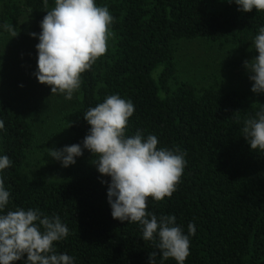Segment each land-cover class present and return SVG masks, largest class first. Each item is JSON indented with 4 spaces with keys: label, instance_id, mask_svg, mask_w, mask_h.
<instances>
[{
    "label": "trees",
    "instance_id": "16d2710c",
    "mask_svg": "<svg viewBox=\"0 0 264 264\" xmlns=\"http://www.w3.org/2000/svg\"><path fill=\"white\" fill-rule=\"evenodd\" d=\"M95 2L114 17L113 43L81 74L80 101L62 116L72 133L70 145L87 134L90 125L83 115L89 107L112 94L131 100L135 110L126 136L137 130L144 137L153 134L158 148L184 154L176 190L162 201L149 197L147 211L157 217L174 214L186 234L194 223L185 264H264V152L251 150L243 135L245 120L264 108V96L253 101L243 89L179 80L174 58L178 41L194 39L246 55L264 25V11L240 12L227 0ZM54 3L0 0V30L10 37L13 31L17 36L39 33L40 21ZM36 68L37 61L33 73ZM0 120L5 124L0 155L12 161L0 174L10 191L8 209H38L42 218L58 215L69 235L55 247L73 257L74 264H148L152 252L160 264L156 242L143 241L138 223L111 216L107 184L101 183L110 178L98 173L88 150L76 158L88 163L87 169L69 168L65 178L56 179L43 163L29 166L36 142L30 118L0 98ZM47 148L42 160L51 163ZM163 264L176 261L169 258Z\"/></svg>",
    "mask_w": 264,
    "mask_h": 264
},
{
    "label": "clouds",
    "instance_id": "9594fccd",
    "mask_svg": "<svg viewBox=\"0 0 264 264\" xmlns=\"http://www.w3.org/2000/svg\"><path fill=\"white\" fill-rule=\"evenodd\" d=\"M235 3L240 12L264 11V0H227ZM47 4V0H45ZM114 17L107 6H98L95 0H55L40 21V32L29 35L38 39L37 68L33 75L39 83L50 86L52 95H63L72 100L81 86V74L107 51L113 37ZM17 36L13 31L12 38ZM252 49L258 52L251 61H245L251 91L264 94V25L252 40ZM134 104L119 94L107 96L83 115L90 125L81 143L49 149L62 167L76 163V158L88 150L92 163L107 184V200L111 216L121 222L138 223L143 241H155L160 264L169 258L176 264H185L190 255V237L196 226L190 222L187 234L177 224L176 216L147 211V200L162 201L171 197L180 182L186 161L176 149L157 147L158 137H147L137 130L126 136ZM5 129L0 120V130ZM251 150L264 152V108L245 120L243 127ZM12 161L0 155V174L10 168ZM10 191L0 175V264H74L67 253H58L54 242L66 239L69 228L56 215L43 216L38 209H8ZM7 209V210H6ZM26 256V259H25ZM148 264H157V252L149 253Z\"/></svg>",
    "mask_w": 264,
    "mask_h": 264
},
{
    "label": "rangeland",
    "instance_id": "374dc122",
    "mask_svg": "<svg viewBox=\"0 0 264 264\" xmlns=\"http://www.w3.org/2000/svg\"><path fill=\"white\" fill-rule=\"evenodd\" d=\"M38 39L28 32L10 37L0 30V98L12 102L19 113L34 124L36 142L29 156V166L43 163L56 179L65 178L69 168L85 170L88 163L76 159V163L67 168L59 161L43 162V151L60 149L70 145L71 131L62 121L64 113L76 107L80 101V91L74 93L72 100L63 95L54 94L50 86L41 84L33 75L37 61L35 45ZM113 37L108 41L110 48ZM176 74L179 80L195 83L198 87L215 84L227 88H239L249 93L253 101H259L264 94L251 91L252 81L244 67L245 61H251L258 52L249 51L246 55L235 53L230 47L220 48L216 43L204 40H180L174 54ZM158 74L155 73V76ZM47 145V147H45Z\"/></svg>",
    "mask_w": 264,
    "mask_h": 264
}]
</instances>
